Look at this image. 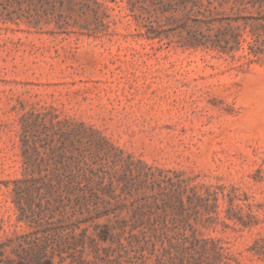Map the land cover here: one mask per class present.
<instances>
[{
  "label": "rangeland",
  "instance_id": "rangeland-1",
  "mask_svg": "<svg viewBox=\"0 0 264 264\" xmlns=\"http://www.w3.org/2000/svg\"><path fill=\"white\" fill-rule=\"evenodd\" d=\"M79 1L43 0L39 9L70 15ZM106 5L105 33L68 35L49 16L37 29L0 30V240L29 229L12 197L24 172L20 118L55 108L132 156L134 171L188 181L192 203L185 196L181 212L152 216L174 227L159 248L185 232L209 263L219 254L220 264H264V59L249 64L247 42L235 58L161 47L136 37L120 0ZM95 18L88 11L82 22Z\"/></svg>",
  "mask_w": 264,
  "mask_h": 264
},
{
  "label": "trees",
  "instance_id": "trees-1",
  "mask_svg": "<svg viewBox=\"0 0 264 264\" xmlns=\"http://www.w3.org/2000/svg\"><path fill=\"white\" fill-rule=\"evenodd\" d=\"M42 1L0 0V30L19 22L37 29L49 16L46 23L68 35L105 33L112 21L99 10L111 9L106 2L118 4L80 0L73 9L70 5V15L55 17L54 10L41 12ZM120 2L138 38L166 48L213 51L222 58H235L247 42L243 58L249 64L264 59V0ZM88 11L95 20L82 22ZM20 126L24 172L12 183V197L18 220L29 229L0 240V264H220L219 254L207 262L185 232L167 249L158 247L171 240L174 227L152 216L156 210L181 212L185 196L189 203L195 200L187 180L162 177L164 171H134L132 156L127 160L99 130L62 118L55 108L28 111Z\"/></svg>",
  "mask_w": 264,
  "mask_h": 264
}]
</instances>
